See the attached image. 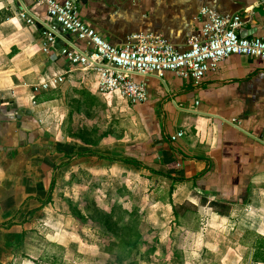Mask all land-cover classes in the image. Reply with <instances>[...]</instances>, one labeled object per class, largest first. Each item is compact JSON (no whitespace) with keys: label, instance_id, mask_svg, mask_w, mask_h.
<instances>
[{"label":"crops","instance_id":"crops-1","mask_svg":"<svg viewBox=\"0 0 264 264\" xmlns=\"http://www.w3.org/2000/svg\"><path fill=\"white\" fill-rule=\"evenodd\" d=\"M77 4L81 18L119 47L143 33L185 51L188 37L207 20L203 8L242 16L243 37L264 35V0ZM22 11L38 19L29 23ZM54 20L34 0H0V264L39 262L31 243L40 241L31 233L50 215L52 180L69 169L143 175L156 192L152 206L169 213L170 223L176 225L174 205H192L195 214L183 221L193 226L182 222L179 228L195 234L202 252H215L225 264H264V58L233 54L200 85L172 71L136 75L147 82L149 97L131 105L99 90L96 69L73 66L61 55L65 46L89 50L85 40L63 32V44L43 49ZM58 71L65 82L33 93L35 84ZM113 115L119 121L111 123ZM86 133L99 142L86 143ZM211 201L230 209L217 212Z\"/></svg>","mask_w":264,"mask_h":264},{"label":"rangeland","instance_id":"rangeland-1","mask_svg":"<svg viewBox=\"0 0 264 264\" xmlns=\"http://www.w3.org/2000/svg\"><path fill=\"white\" fill-rule=\"evenodd\" d=\"M110 119L111 123L119 121L116 115ZM95 120L102 121L99 113L95 115ZM93 135L86 133V143L95 140ZM87 172L79 169L71 172L69 169L57 179L50 215L39 230H32L31 233L35 240L40 241L39 246L31 243V253L36 258L42 257L38 263V260H32L28 264H225L218 260L215 252L208 249L202 252L195 234L190 230L179 228L175 220L176 225L170 223L169 213L161 215V209L152 206V197L156 196V192L148 178L140 174L132 177V174L116 169L108 173ZM126 208L137 211L131 215V220L136 215L140 219L139 230L143 235L141 250L145 255L119 262L114 256L115 251L107 253L106 246L116 238L122 220L129 218L127 214L119 218ZM108 212H114L108 221L115 225L112 237L106 235L110 232L105 217ZM183 223L194 224L192 220ZM186 253L195 258L185 260L183 255Z\"/></svg>","mask_w":264,"mask_h":264},{"label":"built area","instance_id":"built-area-1","mask_svg":"<svg viewBox=\"0 0 264 264\" xmlns=\"http://www.w3.org/2000/svg\"><path fill=\"white\" fill-rule=\"evenodd\" d=\"M34 2L45 6L48 14L60 22V37L65 32L88 44L89 50L64 45L61 55L73 66L96 69L99 90L126 99L131 105L145 103L149 97L147 82L135 79L136 75L145 78L150 74L163 76L166 71H172L200 85L210 71H216L220 62L233 54L264 58V35L241 37L239 31L243 19L240 15H221L210 8L201 9L200 15L207 18L205 24L188 37V49L179 51L162 36L143 33L132 35L131 42L125 46H115L81 18L77 0ZM21 17L29 23L38 19L27 11H22ZM57 31V27H52L46 32L43 42L46 52H50L56 42ZM65 80L64 72H54L35 84L33 93L56 89ZM182 134L173 135L172 140Z\"/></svg>","mask_w":264,"mask_h":264},{"label":"trees","instance_id":"trees-1","mask_svg":"<svg viewBox=\"0 0 264 264\" xmlns=\"http://www.w3.org/2000/svg\"><path fill=\"white\" fill-rule=\"evenodd\" d=\"M98 142L99 140L97 139V140H93L90 143L97 144ZM124 162L126 164L133 163V162H130L129 160H124ZM55 183L56 181L52 180V183H51L52 189L54 188ZM50 199L51 198H49L48 201H50ZM209 205L212 208L217 209V212H220V213H226L230 209V206L228 204L216 202V201H211ZM122 211H123L121 212L122 214H119V218L121 219L123 214L129 215V218L127 220H124V219L122 220L123 223L121 224L120 231L117 230L116 232V235H115L116 238L111 239V242H109V244L106 246L107 253L110 254L115 251L114 256L117 258L119 262H122L126 259H132L136 255H145L144 252H142L141 250V247L143 245V235H142V232L139 230L140 219L136 215L131 220V215L136 214L137 211L136 210L129 211L127 210V208ZM195 212L196 211L192 207V205H188L185 203L176 204L173 206V215L175 216V221L178 225H182L184 216H186L188 213H192L194 215ZM113 215H114V212H108V214L105 216L107 229L110 230V232L108 231L106 234L108 237H112L115 233V227H114L115 225L113 223L109 224L108 222L109 218L112 217ZM103 249H104V252H106L104 247Z\"/></svg>","mask_w":264,"mask_h":264},{"label":"water","instance_id":"water-1","mask_svg":"<svg viewBox=\"0 0 264 264\" xmlns=\"http://www.w3.org/2000/svg\"><path fill=\"white\" fill-rule=\"evenodd\" d=\"M55 21V23L57 24V28H58V31H59V33H58V31H57V39H56V43H55V46L56 47H58L60 44H63L62 43V40H61V38H60V31L62 30V27H61V25H60V22H58L57 20H54ZM239 35L241 36V37H243L242 35V33H239ZM19 114H22V113H24V111L23 110H20L19 112H18ZM26 113H32V111L31 110H27L26 111ZM19 114L17 115V117L18 118H20V116H19Z\"/></svg>","mask_w":264,"mask_h":264}]
</instances>
